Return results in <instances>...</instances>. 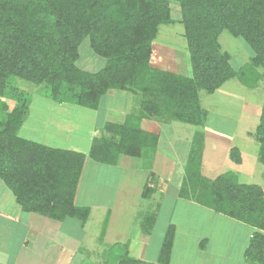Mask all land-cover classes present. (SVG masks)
I'll use <instances>...</instances> for the list:
<instances>
[{
    "label": "trees",
    "instance_id": "trees-1",
    "mask_svg": "<svg viewBox=\"0 0 264 264\" xmlns=\"http://www.w3.org/2000/svg\"><path fill=\"white\" fill-rule=\"evenodd\" d=\"M176 1L191 77L151 65L160 26L175 23L171 0H0V181L24 213L58 224L78 219L84 227L91 209L78 205L76 196L87 158L111 166L122 156L143 157L159 143L157 134L142 128L144 118L203 127L208 110L201 103V90L213 94L233 78L250 89L264 81V0ZM224 30L251 48L250 60L238 69L219 41ZM86 38L105 59L96 71L78 64ZM13 77L38 86L35 93L44 92L58 103L90 110L98 109L110 90L130 91L138 95L139 110L122 124L105 123V134L94 139L87 153L51 146L22 134L35 93L14 84ZM6 99L16 102L12 108ZM249 136L259 144L258 160L264 165V103ZM203 147L200 130L192 140L179 196L252 226L245 255L264 264V187L241 183L234 171L205 177ZM229 156L242 163L238 147H232ZM150 173L144 199H151L156 190V175ZM142 221L143 232L150 234L156 214H146ZM175 232L169 225L157 261L132 256L126 242L111 246L108 264H170Z\"/></svg>",
    "mask_w": 264,
    "mask_h": 264
},
{
    "label": "rangeland",
    "instance_id": "rangeland-1",
    "mask_svg": "<svg viewBox=\"0 0 264 264\" xmlns=\"http://www.w3.org/2000/svg\"><path fill=\"white\" fill-rule=\"evenodd\" d=\"M171 7L172 16L175 19V23L171 25L160 26V30L156 38V43L158 45L176 47L178 50H181L184 59L186 60L185 65L188 67L186 59V56L188 54V41L184 34V24L180 22L181 11L179 3L176 0H171ZM219 41L222 45V48L231 54V61L234 68L238 69L250 60V57L252 55L251 48L248 47L247 43L244 42L243 39L233 36L228 30H224L219 37ZM184 51L186 53H184ZM104 63L105 59L94 53V51L91 49L89 39L86 38L80 46V59L78 61L79 66L91 71H96L100 69L104 65ZM11 81L16 85L18 84L23 89L31 91V93H35V91L39 89L38 86L29 84L28 82L17 79L15 77L11 78ZM238 82L239 81L237 78L229 80L226 85L220 88V91L217 90L214 93L215 95L209 94L204 90L200 91L203 107L209 110L206 126L225 133L233 131V129L236 127V124H238V136L240 137H238L236 143L240 146L244 143L245 149H242L241 147L240 149L245 153V162L241 167H238V169L232 163H230L232 167L231 169H237L235 172L239 174L238 179L241 183H255L264 187V165L258 160L259 144L254 140H252V142H249L241 138V136L247 134L248 131L254 130V127L258 125L260 121L262 105L264 103V81H261L260 85H258L255 89H247L245 87H242L243 89H240V84ZM111 92L112 93H108V95H106L105 97L103 96L100 106L96 110L86 109L77 106L76 104L73 105L72 103H67L64 110L58 107L55 110H52L54 109V106L51 105L50 100L53 99L47 97L44 92L35 93L33 94L31 100L30 117L27 118L26 122L23 124L21 132L25 137L39 140L42 143L48 144L49 139L43 138V132H39V130H37L35 134H32V129H34L33 125H36L37 129L38 126H42L39 125L41 123L40 119L42 115H49V117L53 116V118H50L55 121L60 119L65 120L68 123H78V121H80L84 125L83 128L85 131L83 132L86 137L80 142H77L76 140L79 138V136L77 134H73L74 138L68 140V144L70 147L73 143H75V145L76 143H79L80 148L76 150L80 151L85 149V151L87 152L88 150H90L94 139L105 134L103 130L98 131L97 133L94 131L93 126L94 124L96 125V121L94 123L87 121L86 118L90 119V117H88L89 114H95L96 118L93 117L91 119L97 120L99 115H101V118L103 117L102 115L105 113L106 108L109 106H115L121 109L128 107L125 109L129 110V113H134L139 110V102L138 105L134 103L133 96L131 97L130 93H127L125 90L116 89ZM113 94H120L122 98L118 97V95ZM131 99L133 101L132 103ZM6 100L11 104L10 108H12L13 104L16 103L12 99ZM73 109L77 111H74ZM129 113L127 112V115ZM242 117L244 118L243 123H241ZM156 120L158 121V119ZM252 121H257V124L255 123V126H253ZM101 122L102 119L100 120V123ZM51 125L53 126V130L56 131L55 134L58 135L52 134L53 137H51L50 141L55 144L58 143V145L61 146L62 144L60 143H65L67 140L62 139L64 135L61 133V130H59L55 125ZM41 129L43 130V128ZM166 132V130L163 132L160 139L161 148H159L161 151L170 152L171 149L167 144H170L172 140L175 141L174 146L178 147V144H180L179 147H183L182 142L176 144V142L179 141L180 138L172 139V136L166 135ZM55 136H59L57 140L62 141L57 142ZM168 137H171V141L170 139H168ZM61 148L68 147L62 146ZM153 155L155 156V152H152L151 149H146L143 157H133L131 159V161L134 162V166L130 167L128 170H126L122 166V164L125 163L126 160H129L128 156L121 157V162L119 163L120 167L118 169L117 165H101V167L100 165H98L99 167H97V170L92 171L89 165L86 167L84 176L80 181V200L78 201V203L87 206L91 205V207L89 206L91 209L89 219L86 225L83 227L81 226V223L78 219L70 218L66 220V223L62 228L63 232L65 230H69V237L72 240L77 241L76 243L72 244L67 243V245L69 244V248L70 246L74 248L72 252L75 253V257H73L74 260L72 261V264H108L107 260H109L108 255H110V251L112 250V243L115 244L124 241L126 243L128 239H130V237H133L132 235L137 232L138 228H141L143 221L140 220L142 216L139 212L138 207V202L140 201L145 202L144 206L151 202L152 205L149 207H152L150 209L151 214H156V222L152 230L153 236L151 235V238L148 241L149 243L147 251L145 252V260H153L158 258L164 235L168 229V226L170 225L168 219L172 215L176 216V219H180L179 214L183 212L198 213L202 211H209L210 209H212L208 206L205 207L206 210H202L205 208L197 206L194 209L191 208L189 203H186L185 205H189L190 207L188 208H186L184 204H173L172 206L170 201H164V203L162 204L163 206L161 205L159 211H157V208L155 206L156 200L146 201L147 199H143L142 191L145 184H147L148 186L151 184L148 181V177L151 174L150 172H152L153 163L155 162L153 160ZM181 159L183 160L184 157L182 156ZM183 163L186 164L187 160L184 159ZM185 164L181 165V163H179L180 170H177L176 173L173 174V176L168 178V182H166V184H168V189L164 191V194H162V198H166V200L167 198H173L177 189V185L180 187L182 181H184L186 177L184 176L185 173L183 171ZM208 164L209 163H207L206 165V172L203 173L202 170L201 172L205 177H213L214 175H216V172H208ZM178 182H180V184ZM0 184L3 183L1 182ZM3 186L5 185L3 184ZM117 186L119 187L116 189ZM117 192L120 193V195L117 194V196H119L118 200H120L117 205V207L119 208L114 215L112 214L113 212H111V216H109L107 215V212L105 213L104 210L100 209V205H107L108 201H110V203L112 204L114 193ZM10 196H12L11 193ZM86 199L90 204L86 202ZM171 207H173L174 210L173 214L171 211L170 213H168ZM194 215L196 219L201 221V217L197 216L196 214ZM143 218L144 217H142V219ZM172 221H174V219ZM211 221L213 222L212 218H207L208 224H211ZM214 221L216 222V220ZM103 231H105V234ZM217 238H219V236H217ZM72 240L71 242H73ZM224 240L225 237L222 236L221 241L223 242ZM61 246H63L62 243H60L58 248H56L58 252L62 250V248H60ZM179 247L180 245L177 242L172 255L174 263L179 262L181 264H189L193 261H196L197 257L191 258V256L194 254L192 248H189L187 251L184 250L185 253L182 256V254L179 252ZM66 252L67 253L63 252V264H68L69 262H71L70 253L68 252V250ZM65 256H67L68 258L66 259Z\"/></svg>",
    "mask_w": 264,
    "mask_h": 264
},
{
    "label": "crops",
    "instance_id": "crops-1",
    "mask_svg": "<svg viewBox=\"0 0 264 264\" xmlns=\"http://www.w3.org/2000/svg\"><path fill=\"white\" fill-rule=\"evenodd\" d=\"M184 53L186 52L184 51ZM187 53L188 54L186 56V59L188 67L185 65L186 60L184 59L181 50H178L176 47L158 45L155 40L153 42V54L151 58V65L162 70L171 71L176 74L191 77L192 68L190 64L189 52ZM163 54L165 57L163 56ZM226 83L224 85H226ZM238 83L240 84V89H243L242 87H245L240 82ZM113 90L108 91V93H112L111 91ZM126 92L130 93L131 97L133 96L134 103L138 105V95L130 91ZM108 93L106 95H108ZM106 95H104V97ZM113 95H118V97L122 98L120 94ZM132 102L133 101L131 99V103ZM50 103L52 106H54V109L52 110H55L57 107L64 110V108L66 107L65 105H67V103H58L54 100H50ZM125 108L121 109L119 107L109 106L106 108L105 113L102 115V118L101 115H99L97 120H92L91 118H96L95 114L92 113L88 115L90 119L86 118V120L91 123H94L96 121V125L94 124L93 129L97 133L98 131L103 130V126L107 122H114L118 124L124 123L127 112H130ZM73 110L77 111L75 109ZM50 117L53 118V116ZM50 117L49 115H42L40 119L41 123L39 124L42 126H38L37 129L36 125H33L34 129H32V134H35L37 130H39V132H43V138L49 139L48 144L51 146H67L68 148L75 150L80 148L79 143H76V145L75 143H73L72 146L69 147L68 140L74 138L73 134H77L79 136V138L76 140L77 142H80L86 137L83 132L85 130L83 128L84 125L82 124V122L78 121V123H68L67 121L61 119L55 121L52 120ZM101 119L102 122L100 123ZM243 121L244 118L242 117L241 123H243ZM255 123L257 124V121H252L253 126H255ZM51 124L55 125L59 130H61V133L64 135L62 139L67 140L65 143H60L62 144L61 146L58 145V143L55 144L50 141L51 137H53L52 134L58 135L55 134L56 131L53 130V126ZM237 125L238 124H236V127L233 129V131L222 133L216 129L209 128L208 126H206V124L205 126L201 127L183 123L180 121H168L166 119L157 121L155 118H144L142 120V128L159 136L158 146L156 147V149L151 150L152 152H155V156L153 155V160L155 162L153 163L152 172L155 173L156 177L153 180L154 183L152 184V186H154L156 190L153 194V197H151V199H147L146 201L156 200L155 206L157 208V211H159V208L164 203V201H170L172 206L173 204H184L185 206L186 203H189L191 208L194 209L196 208V206L205 208L206 206L200 205L193 200H186L181 198L179 196L180 187L178 185L173 198H167V200L166 198H162V194H164V191L168 189V184H166V182H168V178L173 176V174H175L177 170H180L179 163H181V165H184L185 163H183V160H188L193 137L195 133L200 130H203L204 134V147L201 161L202 172H206L207 163H209L207 171L216 172V175H214L213 177H207L209 179H214L218 175L226 171L235 172L238 167H241L245 162V153L243 150L240 149V147L242 149H245L244 143L241 146L236 143L238 137H240L238 136ZM256 126L254 127V130ZM41 128H43V130ZM165 130L167 131L166 135H171L172 139L180 138V140L177 141L176 144L182 142L183 147H179L180 144H178V147L174 146L175 141H171V137H168V139H170V141L172 142V144L171 142L170 144H167L171 151H161L160 139ZM254 130L248 131L247 134L241 136V138L252 142V140L254 139L249 136V132H253ZM55 137V139L57 140L59 136ZM61 141L57 140V142ZM232 147H238L240 149L242 154L241 164L234 163L230 159L229 153ZM80 151L87 153L89 150L87 152L85 151V149ZM182 156L184 157L183 160L181 159ZM132 158L133 157H129V160H126L125 163L122 164L123 168L128 170L130 167L134 166V162L131 161ZM120 162L121 159L119 163ZM119 163L117 164V169L120 167ZM230 163H232L237 169L235 168V170H232ZM186 164L183 168L184 173ZM88 165L90 166L92 171L97 170V167H99L98 165H100L101 167V165L103 164H100L98 162L92 161L90 158H87L84 171ZM84 171L82 174V178L84 176ZM180 182L178 183L180 184ZM3 184H0V264H63V252L67 253V250L70 253L71 262L69 263L72 264V261L74 260L73 257H75V253L72 252L74 248H72L71 246L69 248L68 246L70 243H76L77 241H74L69 237V230H65L63 232L62 228L64 227L66 221L63 224H58L47 220V218L30 214L28 215L27 213H24L21 207L17 204L13 194L11 193L13 197L10 196V191L6 188V186H3ZM80 185L81 184H79L76 196V203L78 205H81L80 203H78V201L80 200ZM118 187L119 186H117L116 189ZM117 194L120 195V193L118 192L114 193L112 204L110 203V201H108L107 205H100V209L104 210L105 213L107 212V215L109 216H111V212H113L112 214L114 215L117 209L119 208L117 207V205L120 200H118L119 196H117ZM86 202H88L87 199ZM88 204L90 203L88 202ZM144 204L145 202H138L139 212L142 217H145L146 214H150V209L152 208H149L152 205L151 202L146 204V206H144ZM89 206L91 207V205ZM190 206L187 205L185 207L188 208ZM202 210H206V208ZM170 211L173 214V207L169 209L168 213H170ZM194 214L201 217V221L196 219ZM142 217L140 220H143ZM179 218L180 219H176V216L172 215L168 219V222L170 225L173 224L176 228L174 247L178 242L180 245L179 252L182 254V256L185 253L184 250L187 251L189 248H192L194 254L191 256V258L197 257L196 261H193L189 264H192L194 262V264H259L248 259L245 255V251L249 245L252 233L254 231V228L252 226L240 222L236 219L230 218L228 216H225L221 213L215 212L212 209H210L209 211H202L198 213L183 212L179 214ZM207 218H212L213 222L211 221L212 223L208 224ZM173 219L174 221H172ZM214 220H216V222ZM105 231H103L104 234ZM151 235L153 236L152 232L150 234L144 233L142 230V226L141 228H138L137 232L132 235L133 237H130V239H128L127 241L129 242L130 254L136 258L144 259L146 255L145 252L147 251L149 243L148 241L150 240ZM217 236H219L220 239L217 238ZM222 236L225 237V240L223 242L221 241ZM70 239L73 242H71ZM60 243H62L63 246L60 247L62 248V250L58 252L56 248H58ZM67 243L69 244L67 245ZM118 243H125V241ZM65 257L66 259L68 258L67 256ZM157 259L147 260L157 261ZM170 264L181 263H174L173 259H171Z\"/></svg>",
    "mask_w": 264,
    "mask_h": 264
}]
</instances>
